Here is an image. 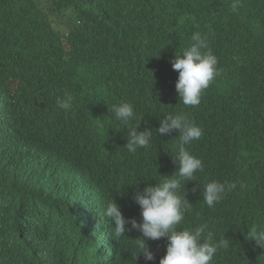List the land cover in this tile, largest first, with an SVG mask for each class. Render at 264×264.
Wrapping results in <instances>:
<instances>
[{
  "label": "trees",
  "instance_id": "trees-1",
  "mask_svg": "<svg viewBox=\"0 0 264 264\" xmlns=\"http://www.w3.org/2000/svg\"><path fill=\"white\" fill-rule=\"evenodd\" d=\"M101 1L126 31L104 21L100 42L117 49L130 40L140 49L141 60L126 74L113 75L101 59L54 47L56 18L68 8L79 15L82 0H0V264H28L34 241L47 239L44 230L55 223L36 224L31 216L36 205L44 215H60L51 203L36 199L37 177L91 181L106 202L115 200L126 218L134 217V195L121 190L125 182L116 174L121 156L116 152L127 150L126 127L151 129V147L135 153L146 173L133 184L155 185L161 174L172 176L179 167L173 154L179 130L161 135L156 129L166 114L180 112L203 131L188 147L204 166L197 181L184 183L190 205L180 227L206 224L214 240L229 242L212 264H264V247L247 235L264 228V0H242L237 11L233 0ZM196 31L216 52L220 74L198 106H185L172 59L193 43ZM66 93L74 97L67 111L56 105ZM113 93L122 96L106 100ZM121 101L131 102L136 113L127 126L109 111ZM152 152L157 156L149 159ZM212 180L236 187L209 208L202 189ZM11 218L17 221L10 225ZM134 218L142 222L141 214ZM104 222L114 229L113 221ZM125 235L117 239L113 232L107 255L92 250L97 245L87 240L69 241L70 264H159L166 255L165 245L148 243L155 260L135 257L142 233L133 229Z\"/></svg>",
  "mask_w": 264,
  "mask_h": 264
},
{
  "label": "clouds",
  "instance_id": "clouds-1",
  "mask_svg": "<svg viewBox=\"0 0 264 264\" xmlns=\"http://www.w3.org/2000/svg\"><path fill=\"white\" fill-rule=\"evenodd\" d=\"M82 2L79 6V15H76L73 8H68L56 18L53 28L54 47L61 52H71L79 58L101 59L105 69L113 75L132 71L136 63L141 60L140 49L133 41H126L117 49H111L109 45L100 42V38L106 37L104 21H109L117 30L122 27L125 30V24L117 18L112 8L105 10L101 0H82ZM241 6L242 0H233L231 4L233 11H237ZM191 39L193 43L172 59V66L179 71L176 90L180 102L185 106H198L204 91L220 74L219 59L209 40L202 36L200 31L194 32ZM112 96L122 95L113 93L106 100ZM73 99L72 95L66 93L63 98L57 99L56 105L67 111ZM109 111L125 126L136 116L133 104L127 101L112 105ZM126 128L130 130L125 145L127 150L116 152L121 154L117 158L119 161L116 174H119L125 182L121 190L134 195V204L137 207L135 216L141 214L142 222H138L135 216L126 218L115 200L106 202L101 193L93 191L95 186L91 181L87 180V185L85 180L77 176L68 179L60 178L59 181L52 180L50 177H37L40 187L36 199L40 198L39 201L51 203L59 211L65 210L86 220L87 225L75 221L62 212L59 216L44 215L41 207L36 205L34 209L36 215H31L36 220V224H47V222L55 224L44 230L47 235L45 242L34 241L28 264H66L67 260L70 264L73 259L67 252V248L69 241L74 242L75 238H78L77 241L87 240V244L91 246L96 244L97 247L91 249L97 252L102 250L103 254L107 255L108 247L112 244L113 232L118 239L126 236V232L133 229L142 233V238L136 239L139 252L135 257L143 254L146 261H154L155 253L147 244L160 243L167 247L166 255L160 259L159 264H212L217 252L229 247V242L224 238L214 240L212 233L206 231V224L180 227L190 205L187 197L188 188L184 183L197 181L194 178L195 174L204 170L202 159L195 156L188 147L203 135L201 127L186 113L166 114L156 131L157 134L164 135L170 134L173 130H179V140L173 153L174 158L179 161L178 170L172 176L161 174V178L157 179L158 183L155 185L147 184L141 187L133 183L144 178L145 164L135 153L140 148L151 147L153 133L151 129L139 131L136 127ZM146 156L152 159L149 156H157V153H147ZM107 170L110 169L107 168ZM235 187L234 183L218 180L203 183V201L209 208H213L227 192ZM137 188L140 191L137 192ZM17 218L14 220L11 218L8 223L11 225L17 221ZM106 219L114 222L113 230L104 222ZM60 222L69 224V228H76L75 225H77L79 229L75 233H87L91 239H81L79 235L69 238V232L61 228ZM109 227L111 233L108 231ZM89 228L97 234L88 233ZM26 233L27 231L25 232L27 237L19 232L17 235L30 240V235ZM247 235L249 240H255L256 245L264 247V228H253ZM50 245L52 250L49 249ZM58 251H61V254L57 261L55 255Z\"/></svg>",
  "mask_w": 264,
  "mask_h": 264
},
{
  "label": "bare ground",
  "instance_id": "bare-ground-1",
  "mask_svg": "<svg viewBox=\"0 0 264 264\" xmlns=\"http://www.w3.org/2000/svg\"><path fill=\"white\" fill-rule=\"evenodd\" d=\"M37 66V65H36ZM35 66V67H36ZM95 127V126H94ZM90 128V127H89ZM96 128V127H95ZM81 130V129H80ZM86 130H88V129H86ZM95 130H99V129H95ZM102 135V134H101ZM9 142V141H8ZM10 142H11V140H10ZM6 143V142H5ZM6 146H7V144H6ZM9 147V146H8ZM5 150V149H4ZM6 151V150H5ZM31 154V153H30ZM30 156V155H29ZM57 173H60L59 171L57 172ZM61 175V174H60ZM52 178V177H51ZM93 182V181H92ZM98 186V185H97ZM98 187H95L94 189H93V191L94 192H96ZM106 189H108V187L106 188ZM88 198L89 199H91V197H89V195H88ZM37 203H39V202H37ZM59 212H62L63 214H66V215H68L70 218H73L75 221H80V222H83V224L84 225H87V221L86 220H84V219H80L79 217H77V216H75L74 214H71V213H69V212H67V211H65V210H60ZM42 213V212H41ZM31 224V223H30ZM60 224H61V228L62 229H64V231H68L69 232V234H70V236H68L69 238H72V237H74L75 238V235H79V237L81 238V239H84V238H87V239H91V237H89V235L87 236V233H84V234H77V233H75V231H77L79 228H77V225H75L76 226V228H69V224H65V222H60ZM76 224V223H75ZM27 226V225H26ZM32 229H30V231H31ZM27 231H29V229H27ZM29 231V232H30ZM87 232L88 233H92V234H94V235H96L97 233L95 232V231H93V230H91L90 228L87 230ZM28 233V232H27ZM26 233V234H27ZM74 234V235H73ZM10 238V235H8L7 236V238ZM103 240V239H102ZM104 241V240H103ZM73 241H71V243H72ZM49 249L50 250H52V247H51V245L49 246ZM76 251H77V253H79V250L76 248ZM60 254H61V251H58L57 253H56V255H55V257L57 258V259H60ZM74 254V252L72 253V255ZM74 256V255H73ZM67 263L66 264H69V261L67 260L66 261ZM92 264H96V261L94 262V263H92Z\"/></svg>",
  "mask_w": 264,
  "mask_h": 264
}]
</instances>
